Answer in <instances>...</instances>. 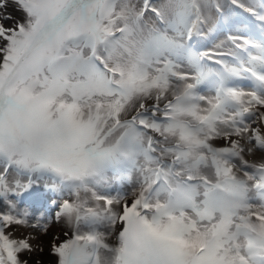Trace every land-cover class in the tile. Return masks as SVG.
<instances>
[{"label": "snow or ice", "instance_id": "obj_1", "mask_svg": "<svg viewBox=\"0 0 264 264\" xmlns=\"http://www.w3.org/2000/svg\"><path fill=\"white\" fill-rule=\"evenodd\" d=\"M46 254L264 264V0H0V264Z\"/></svg>", "mask_w": 264, "mask_h": 264}, {"label": "rangeland", "instance_id": "obj_2", "mask_svg": "<svg viewBox=\"0 0 264 264\" xmlns=\"http://www.w3.org/2000/svg\"><path fill=\"white\" fill-rule=\"evenodd\" d=\"M233 31H243V29H233ZM58 231V230H57ZM71 231H69V236L68 237H64L63 235L61 236L62 239H68L70 238L71 234H70ZM43 259L45 260L46 264H54V261H55V257H52V256H49V255H45L43 257Z\"/></svg>", "mask_w": 264, "mask_h": 264}, {"label": "bare ground", "instance_id": "obj_3", "mask_svg": "<svg viewBox=\"0 0 264 264\" xmlns=\"http://www.w3.org/2000/svg\"><path fill=\"white\" fill-rule=\"evenodd\" d=\"M70 234H71V232H70Z\"/></svg>", "mask_w": 264, "mask_h": 264}]
</instances>
